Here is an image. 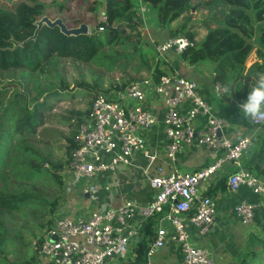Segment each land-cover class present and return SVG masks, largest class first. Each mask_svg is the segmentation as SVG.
Here are the masks:
<instances>
[{
  "label": "trees",
  "instance_id": "trees-1",
  "mask_svg": "<svg viewBox=\"0 0 264 264\" xmlns=\"http://www.w3.org/2000/svg\"><path fill=\"white\" fill-rule=\"evenodd\" d=\"M87 1L101 5V13L106 17V23L100 18L96 23V34L66 37L57 28L42 26L35 39L16 47L9 40L21 43L32 36L33 23L42 16L60 17L66 25L74 27L81 22L79 17H83L85 9L69 15L60 4L48 7V12L37 0H23L12 11L0 10V77H7L0 87V157L2 154L5 157L0 169L6 179V182L0 180V264H38L37 247L46 230L53 227L66 192L61 173L75 148L78 126L89 113L94 96H89L92 98L86 110L72 112L75 123L68 122L72 129L64 138L65 161L52 159L51 145L46 140L40 143V148L28 141L43 125L47 101L70 91L63 60L102 62L109 70L122 62L130 65L137 60V69H154L156 77L165 74L159 65L167 66V63L157 60L153 43L141 39L137 32L141 20L136 18V1ZM140 1L153 14L152 35L156 28L166 31L161 38L155 35L154 38L163 40L183 35L190 41L181 54L172 53L171 59L199 71L203 67L213 81L230 89L227 93L237 101L242 102L248 87L264 75V0H205L201 39H196L195 32L188 28L196 24L190 14V0ZM177 19L183 22L172 31L171 25ZM100 26L102 31H98ZM5 86L8 88L3 89ZM75 87L85 91L94 88L85 80L75 83ZM125 87L122 84L114 89L120 94ZM103 92H111V87ZM240 123L247 129L251 127L247 120L241 119ZM261 142L243 167L263 177L264 138ZM224 178H221L222 187ZM263 213H256L253 226L257 235H248L235 264H264ZM151 234L148 224L143 235L148 238ZM149 239L138 244L135 264L144 260Z\"/></svg>",
  "mask_w": 264,
  "mask_h": 264
},
{
  "label": "built area",
  "instance_id": "built-area-1",
  "mask_svg": "<svg viewBox=\"0 0 264 264\" xmlns=\"http://www.w3.org/2000/svg\"><path fill=\"white\" fill-rule=\"evenodd\" d=\"M134 1L136 16L143 10L150 21L145 28L151 31L153 14L140 0ZM100 20L106 23L102 13ZM102 30L100 26L98 31ZM152 36L147 33L145 38L153 43L161 62L168 63L169 53L181 54L190 45L183 35L157 42ZM159 69L166 68L161 63ZM149 72L146 77L129 83L122 92V99L117 98L119 94L115 91L98 93L89 113L79 124L74 137L75 148L69 153L65 169L69 172L68 179L82 182L81 197L88 195L86 199H89L93 195L95 180L101 173L129 166L133 153H141L147 166L154 161L155 154L146 149L145 134L156 119L145 103H158L164 110L168 158L173 160L182 144L205 147L221 153V157L192 173H164L158 168L148 178L154 194L146 206L125 201L119 207L92 210L85 216L56 214L53 227L46 230L37 247L38 264H135L136 248L143 242L144 223L151 225L152 234L140 264H153L152 255L167 241L179 246L182 255L179 264H215L206 249L191 245L186 228L190 224L200 235H205L213 227L215 201L203 194V190L212 175L223 172L226 164L234 168L224 173L226 191L237 193L244 187L259 197L255 203H237L233 207L235 217L244 225H253L256 213L264 212V177L242 166L245 157L258 150L254 147L257 137L262 139L264 115L248 119L236 114L251 127L238 139L228 137L224 134L228 123L215 116L211 107L196 94L195 82L166 71L159 77L154 69ZM212 89L220 100L227 95V88L216 81ZM238 104L231 109L239 113ZM34 247L36 249V244Z\"/></svg>",
  "mask_w": 264,
  "mask_h": 264
},
{
  "label": "crops",
  "instance_id": "crops-1",
  "mask_svg": "<svg viewBox=\"0 0 264 264\" xmlns=\"http://www.w3.org/2000/svg\"><path fill=\"white\" fill-rule=\"evenodd\" d=\"M171 54H168L169 61L167 66L164 65L166 68L164 71L195 82L197 85L196 94L211 107L215 116L228 123L224 134L234 139L243 136L247 128L240 123L241 118L234 114V110L231 109L232 105L240 102L228 93V97L216 100L213 96L212 75L207 73L203 67L202 71H199L183 62L172 60L173 55ZM253 61L254 59L251 60V62ZM117 98L122 99V93ZM144 106L150 108L156 119L154 126L145 134L146 149L149 153L155 154L154 161L147 166V161L141 153H133L129 166L117 167L112 171H106L98 175L95 180L96 190L93 195L89 196V199L81 197L82 182L68 179L69 172L64 168L61 174L63 183L67 187L57 214L60 216L84 214L85 216L86 213L92 210L119 207L125 201H133L138 206H146L151 202L154 194L149 187L148 178L153 176L158 168L161 167L164 173L173 171L192 173L212 164L221 157V153H214L205 147L182 144L178 148L174 159L171 160L165 153L167 139L164 133L163 108L158 103H145ZM262 133V138H264V131ZM251 156L253 154H248L245 157L242 166ZM233 169L231 165H224L223 172L214 173L209 179L205 191L203 190V194L211 196L215 201L216 219L213 227L205 235H200L197 229L190 224L186 228L191 245L206 249L215 264H235L236 258L244 250L248 235H257L256 228L253 225H244L235 217L233 207L239 202L255 203L259 197L253 195L244 187L240 188L237 193H229L226 191L225 185L222 187L221 178L225 177L224 173ZM56 217L57 215H55ZM148 224L144 223V227ZM148 238L143 235L142 240ZM181 257L179 246L167 241L154 252L151 258L153 264H179Z\"/></svg>",
  "mask_w": 264,
  "mask_h": 264
},
{
  "label": "rangeland",
  "instance_id": "rangeland-1",
  "mask_svg": "<svg viewBox=\"0 0 264 264\" xmlns=\"http://www.w3.org/2000/svg\"><path fill=\"white\" fill-rule=\"evenodd\" d=\"M20 1L23 0H0V10L12 11ZM37 1L41 2L48 12L50 11L48 7L51 9V7H56V5L60 4H62V8H64L67 13H69V15L78 14L80 9H85L83 17H79V19L81 20L80 23H85L88 25L90 34H96V32H94V29L96 28V23L98 22L99 18H101V5H96L95 3H91L87 0ZM190 1L192 5V11L190 14H192L193 23L196 22V24H194L193 27L188 28L193 30V32H195L196 34V38L199 39L200 36H203L204 33V28L201 26V20L205 15V10L202 4L205 0ZM138 13L140 14V16H136V18L140 17L139 19L141 20V23H139L137 32H139V37L141 39L143 37L146 40L145 35L149 33L151 36V34L153 33L152 30L150 31L151 28H145V26H147L150 21L146 18V14L143 13V10L140 9ZM182 22L183 20L181 19H177L176 21H174L171 25V30L174 31L175 29L179 28ZM67 26L72 27V25ZM164 32L166 33V31L156 28L154 35L161 38L165 34ZM154 35V41H159L158 38H154ZM149 43L151 44V42ZM157 60L159 62L161 61V59ZM63 62L64 74L67 81L70 83V91H67V93H64L63 95L52 97L47 101L48 109L46 110L45 115L43 116V125L37 128L36 136H33L31 139H28V141L36 144V146L39 148L41 147L40 143L46 140L51 145L52 159L57 161L66 160L64 151L66 143L64 141V138L65 136H68L70 134V131L72 129L71 127H68V122H70V124L75 123V116L72 114V112H82L86 110L88 108V103L91 98L93 96L95 97V95H97L98 93H104L103 91H105V89L111 87V91H116L114 89V86H119L122 84H125L127 86L132 81L142 79L146 77V75L150 74V72L146 69H137V60H135L134 63L132 62L130 65H124L122 62V64L120 65H115L111 70L107 69L106 64L103 63L102 65V62L94 63L89 60L75 61L71 59H64ZM4 80H7V77L5 75L3 77H0V87H3ZM9 80L10 79H8V81ZM81 80L87 81L89 83V86H93L94 88L88 91L76 88L75 83L80 82ZM6 88L8 87L5 86V88L3 89ZM9 93L10 92H8L7 95H9ZM90 95L92 97H89ZM213 96L216 100H220L214 94ZM234 114L238 115L239 113L235 111ZM256 140V146L254 147L255 150L262 145L260 136H258ZM254 149L252 147L251 151H253ZM4 161L5 157L2 154V157H0V167L2 164L4 165ZM0 180L2 182H6L3 169H0ZM218 215L219 214L217 213V216ZM115 264H120V262H116Z\"/></svg>",
  "mask_w": 264,
  "mask_h": 264
},
{
  "label": "clouds",
  "instance_id": "clouds-1",
  "mask_svg": "<svg viewBox=\"0 0 264 264\" xmlns=\"http://www.w3.org/2000/svg\"><path fill=\"white\" fill-rule=\"evenodd\" d=\"M226 90L230 93V89ZM238 111L248 119L264 115V75L259 76L251 87H248L245 98L238 104Z\"/></svg>",
  "mask_w": 264,
  "mask_h": 264
},
{
  "label": "water",
  "instance_id": "water-1",
  "mask_svg": "<svg viewBox=\"0 0 264 264\" xmlns=\"http://www.w3.org/2000/svg\"><path fill=\"white\" fill-rule=\"evenodd\" d=\"M35 30L32 36L28 37L23 42H15L14 40L10 39L9 42L13 44L14 47L16 46H23L25 42L29 40H33L36 37V34L41 29L42 26H46L48 28H57L61 34L66 37H79V36H87L89 35V27L85 23H79L76 27H68L61 18H54L50 19L47 16H42L39 20L35 21L34 23ZM85 198H88V195H84ZM260 212V210L258 211Z\"/></svg>",
  "mask_w": 264,
  "mask_h": 264
}]
</instances>
